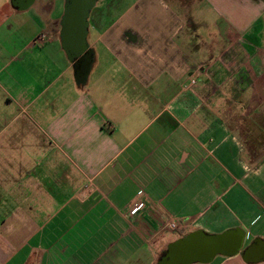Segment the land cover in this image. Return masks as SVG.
Segmentation results:
<instances>
[{
	"label": "crops",
	"instance_id": "1",
	"mask_svg": "<svg viewBox=\"0 0 264 264\" xmlns=\"http://www.w3.org/2000/svg\"><path fill=\"white\" fill-rule=\"evenodd\" d=\"M99 1L77 82L67 1L0 0V264H158L197 231L241 246L186 264H264V0Z\"/></svg>",
	"mask_w": 264,
	"mask_h": 264
},
{
	"label": "water",
	"instance_id": "2",
	"mask_svg": "<svg viewBox=\"0 0 264 264\" xmlns=\"http://www.w3.org/2000/svg\"><path fill=\"white\" fill-rule=\"evenodd\" d=\"M21 0H15V3ZM33 0H26L31 3ZM61 18L60 39L70 60L83 62L76 71V81L83 82L89 71L91 50H87L88 16L95 0H66ZM242 241V235L226 232L220 235L205 234L201 231L191 233L183 239L173 242L158 264H186L192 261L207 262L214 255H232L236 253ZM248 260L264 258V241L256 240L244 251Z\"/></svg>",
	"mask_w": 264,
	"mask_h": 264
},
{
	"label": "rangeland",
	"instance_id": "3",
	"mask_svg": "<svg viewBox=\"0 0 264 264\" xmlns=\"http://www.w3.org/2000/svg\"><path fill=\"white\" fill-rule=\"evenodd\" d=\"M123 0H100L98 6L92 10L91 15L89 17L90 21L92 22L91 16L96 14L97 12L106 13L109 17L111 14L119 13L124 10ZM109 18H106V23H108ZM176 237L178 233L174 234Z\"/></svg>",
	"mask_w": 264,
	"mask_h": 264
},
{
	"label": "built area",
	"instance_id": "4",
	"mask_svg": "<svg viewBox=\"0 0 264 264\" xmlns=\"http://www.w3.org/2000/svg\"><path fill=\"white\" fill-rule=\"evenodd\" d=\"M43 36V35H41ZM194 80L191 81V83H193ZM138 194L139 195H142L143 194V190H138ZM143 205V201L140 200L138 202H136L135 204H133L130 208V213H134L136 212L137 210H139ZM181 227H183L182 223H180L178 220H175L173 218L167 220L166 222H164L163 224V228L166 229V230H169V231H174V230H178L180 229Z\"/></svg>",
	"mask_w": 264,
	"mask_h": 264
},
{
	"label": "flooded vegetation",
	"instance_id": "5",
	"mask_svg": "<svg viewBox=\"0 0 264 264\" xmlns=\"http://www.w3.org/2000/svg\"><path fill=\"white\" fill-rule=\"evenodd\" d=\"M61 30V29H60Z\"/></svg>",
	"mask_w": 264,
	"mask_h": 264
}]
</instances>
